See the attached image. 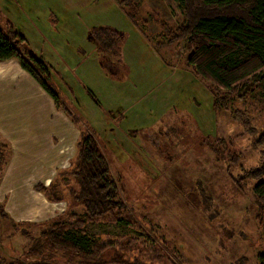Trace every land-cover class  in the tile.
<instances>
[{"label": "rangeland", "instance_id": "374dc122", "mask_svg": "<svg viewBox=\"0 0 264 264\" xmlns=\"http://www.w3.org/2000/svg\"><path fill=\"white\" fill-rule=\"evenodd\" d=\"M141 10L144 22L137 25L117 0H0L1 24L10 19L50 65L51 85L79 120L57 108L17 60L3 65L12 70L0 72V143L7 144L0 194L10 218L0 220V258L41 260L30 253L33 237L56 216L35 224L12 220L28 195L38 214L53 210L29 186L49 185L59 165L71 166L80 131L90 129L123 197L151 233L167 239L181 264H261L264 209L253 191L256 180L240 179L260 164L264 149V71L229 97V110H216L211 83L186 64V40L156 49L151 38L163 32L157 21L173 29L184 21L183 1L142 0ZM97 27L126 34L112 57L121 60L122 74L101 67L108 51L95 45L102 40ZM85 230L138 232L121 223H89Z\"/></svg>", "mask_w": 264, "mask_h": 264}, {"label": "trees", "instance_id": "16d2710c", "mask_svg": "<svg viewBox=\"0 0 264 264\" xmlns=\"http://www.w3.org/2000/svg\"><path fill=\"white\" fill-rule=\"evenodd\" d=\"M141 1L117 0L137 25L144 22L139 17L142 14ZM182 1L184 21L177 29L166 21H157L163 32L160 36L152 35V41L157 40L155 47L159 49L160 46L186 40L187 66L197 78L211 83L209 88L214 93V108L229 110V97L264 71V0ZM93 32L102 36V40L96 38V47L98 45L103 51H108L107 58L100 61L101 67L111 73L122 74L124 66L121 60L115 63L112 57L119 54L126 34L114 27H97ZM163 37L167 42L160 39ZM11 59L17 60L43 87L57 108H63L79 122L51 85L50 65L36 56L25 37L13 28L10 19H6L3 25L0 22V62ZM241 114L237 111L234 117L238 119ZM6 147L7 144L0 143V167L6 157ZM76 149L71 166L59 168L49 185L39 182L34 187L50 201H67V221L62 217L55 218L47 226L39 227L30 253L41 260L25 262L0 258V264H181L167 239L157 232L151 233L123 197L122 187L112 173L105 149L90 129L80 131ZM237 157L234 152L233 160L236 161ZM254 179L253 191L261 211L264 209V149L260 164L248 169L240 181L250 183ZM201 190L208 194L202 186ZM206 198L211 204L213 199L208 195ZM75 208L81 209L80 212ZM9 218L10 214L0 205V220ZM89 223H121L138 232L122 236L110 233L96 235L85 230ZM56 258L64 259V262ZM260 260L264 264V252Z\"/></svg>", "mask_w": 264, "mask_h": 264}, {"label": "crops", "instance_id": "0c3cea01", "mask_svg": "<svg viewBox=\"0 0 264 264\" xmlns=\"http://www.w3.org/2000/svg\"><path fill=\"white\" fill-rule=\"evenodd\" d=\"M9 60L6 61H1L0 62V72L2 70H7L9 69L10 71L12 70V68L9 67H3V65L8 62ZM12 61V60H10ZM18 64V63H17ZM6 66V65H4ZM20 66V65H19ZM17 68V66L13 67V69ZM17 74V73H16ZM15 75V74H14ZM12 78V77H10ZM5 81V79H1L0 80V84H2ZM14 120V119H13ZM45 154V153H44ZM46 155V154H45ZM59 168L61 169H65V166L63 165H59ZM40 180V179H39ZM33 183L30 184V190L31 192L35 193L33 194V196L35 197L36 200L38 199H43L44 202H46V206L49 207L50 205L52 206L53 210H48V211H42L38 214V209L35 207L34 203H31L30 197L28 195V197L26 199H23V206L17 209V213H18V218L17 220H14L16 222H20V223H28V224H33L32 222L36 221V220H40V218H42L44 215H49L48 218L56 216L55 218H61L65 221H67L68 217L66 215V208H67V203L61 204L60 201H50L48 200L43 192H36L35 190V184L39 183H34V181H32ZM45 183V182H44ZM45 185H48V183H45ZM38 191V190H37ZM5 198V196H3L2 194H0V205L4 206V209L7 211V207L5 206V203L2 201ZM44 204V203H43ZM37 211H36V209ZM81 210V209H79ZM79 210H76L77 212H80ZM8 212V211H7ZM66 212V213H65ZM9 213V212H8ZM42 214V215H40ZM54 218V219H55Z\"/></svg>", "mask_w": 264, "mask_h": 264}]
</instances>
